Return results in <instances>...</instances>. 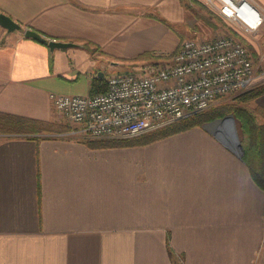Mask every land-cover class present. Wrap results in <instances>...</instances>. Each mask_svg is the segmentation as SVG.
I'll list each match as a JSON object with an SVG mask.
<instances>
[{
  "label": "crops",
  "instance_id": "crops-1",
  "mask_svg": "<svg viewBox=\"0 0 264 264\" xmlns=\"http://www.w3.org/2000/svg\"><path fill=\"white\" fill-rule=\"evenodd\" d=\"M0 13L21 25H0V111L65 128L0 141V264H264L252 149L197 126L91 144L50 98L175 53L191 35L181 0H0ZM26 28L77 46L50 50Z\"/></svg>",
  "mask_w": 264,
  "mask_h": 264
},
{
  "label": "built area",
  "instance_id": "built-area-1",
  "mask_svg": "<svg viewBox=\"0 0 264 264\" xmlns=\"http://www.w3.org/2000/svg\"><path fill=\"white\" fill-rule=\"evenodd\" d=\"M233 32L181 41L167 61L146 63L137 72L107 75L96 94L51 93L55 109L90 139H124L158 129L208 109L219 97L251 87L256 79L251 51L239 34H257L264 9L255 0H201Z\"/></svg>",
  "mask_w": 264,
  "mask_h": 264
},
{
  "label": "rangeland",
  "instance_id": "rangeland-1",
  "mask_svg": "<svg viewBox=\"0 0 264 264\" xmlns=\"http://www.w3.org/2000/svg\"><path fill=\"white\" fill-rule=\"evenodd\" d=\"M181 3L187 15L188 22L182 23L181 26L177 24V30L179 32H183L185 29L187 31L191 30V35L182 37V40L191 37L208 40L219 35L228 34L231 31L234 33V29L232 30L229 23L220 17L215 9L204 4L201 0H181ZM237 36L244 41L252 53L256 74L254 84L238 93L219 97L208 109L202 111L199 115H193L190 119H199V117L204 115L207 119L201 121L197 127L219 126L224 128L230 123L232 117L242 147L247 148L253 146L257 151L261 149L260 154L263 153L264 155V106L260 103L264 92L260 95H253L251 99L246 100L243 98L246 91L264 87V25L257 34L247 35L237 32ZM168 58L169 55L158 56L154 60L147 62V64L155 62L162 63L167 61ZM131 72L137 71L131 70ZM110 73L111 71L108 74Z\"/></svg>",
  "mask_w": 264,
  "mask_h": 264
},
{
  "label": "trees",
  "instance_id": "trees-1",
  "mask_svg": "<svg viewBox=\"0 0 264 264\" xmlns=\"http://www.w3.org/2000/svg\"><path fill=\"white\" fill-rule=\"evenodd\" d=\"M163 22H166L164 19H160ZM232 32V31H231ZM46 43V42H44ZM148 55V54H146ZM106 74V73H105ZM104 74L103 78H100L98 76H95V81L93 82L94 91L92 94L98 93L97 89L99 87L104 86V89H100V92H103L107 88V80L106 75ZM264 92V87L258 88V89H250L244 93V97L246 100L251 99V97L254 95H260ZM197 113L195 115L201 114ZM193 116V115H192ZM192 116L184 117L182 119L172 121L168 124H165L164 126L155 129V131H150L146 134H141L139 136L130 137V138H124L120 140L116 139H87L90 141L91 144H95L96 141L100 143L101 145H109V146H118V145H134V144H147L152 141L158 140L160 138H163L165 136H168L170 134L184 131L187 129H190L194 126L200 125L201 121L204 119L206 120V116H202L194 119H190ZM53 124L50 121H44L34 118H29L21 115L11 114L0 111V141L5 138H35L39 137L40 134L46 135L51 133H61L65 130H53ZM95 140V141H94ZM246 148V147H244ZM252 149L255 153V163L254 166L250 161L247 160V156L245 153V160L247 161L249 167L254 169V177L257 181L264 180V155L263 153L260 154L261 149H257L253 146L247 147V149Z\"/></svg>",
  "mask_w": 264,
  "mask_h": 264
},
{
  "label": "water",
  "instance_id": "water-1",
  "mask_svg": "<svg viewBox=\"0 0 264 264\" xmlns=\"http://www.w3.org/2000/svg\"><path fill=\"white\" fill-rule=\"evenodd\" d=\"M0 25L9 31H13L15 29H21V25L14 21L11 17L6 15L5 13H0ZM24 35L26 37H31L37 39L41 42H46L50 50L68 48L77 46L76 43L70 41H60L56 39H47L42 36L38 31L26 28L24 30ZM100 76L103 75L102 72H99ZM207 130L214 133L225 145L228 147L240 151V155L243 153V147L238 139L237 129L234 123V119L231 117L230 123L226 125L224 128L219 126H204Z\"/></svg>",
  "mask_w": 264,
  "mask_h": 264
}]
</instances>
